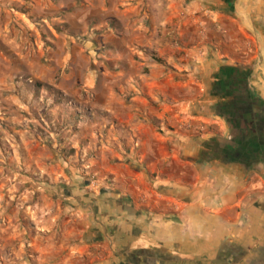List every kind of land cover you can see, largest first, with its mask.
<instances>
[{
	"label": "crops",
	"instance_id": "1",
	"mask_svg": "<svg viewBox=\"0 0 264 264\" xmlns=\"http://www.w3.org/2000/svg\"><path fill=\"white\" fill-rule=\"evenodd\" d=\"M0 59L33 83L0 113V264H264V163L210 95L232 66L264 97V0H0Z\"/></svg>",
	"mask_w": 264,
	"mask_h": 264
},
{
	"label": "flooded vegetation",
	"instance_id": "2",
	"mask_svg": "<svg viewBox=\"0 0 264 264\" xmlns=\"http://www.w3.org/2000/svg\"><path fill=\"white\" fill-rule=\"evenodd\" d=\"M224 77L229 82L212 84L210 95L217 98L213 112L224 123L229 139L239 146L232 157L240 160L239 151L245 150L255 164L264 163V97L244 71L227 70Z\"/></svg>",
	"mask_w": 264,
	"mask_h": 264
},
{
	"label": "rangeland",
	"instance_id": "3",
	"mask_svg": "<svg viewBox=\"0 0 264 264\" xmlns=\"http://www.w3.org/2000/svg\"><path fill=\"white\" fill-rule=\"evenodd\" d=\"M33 16H34L35 19L38 18L34 14H33ZM89 40H92V39H89ZM46 44L44 46H46ZM260 62H262L261 59L260 60H256V63L258 64V66L261 64ZM18 63H20L21 66L23 65V63H21V62H18ZM8 71L9 70H8L7 60H1L0 59V113H6V111L3 109L4 107H6V104L5 103H7L8 101L11 100L9 97L13 96V93L12 92H10V91L8 92L6 90V89H9L8 87H9L10 81H13V82H16V83H22L25 87L33 84L32 83V84H29L28 85L27 78L24 75L19 74L18 76L14 77V78L12 76H9L8 75ZM48 90H49V92L47 93V96L46 97L45 96L42 97L43 100H45V98L50 99V102H52V101L53 102L54 101L56 102V100H59V101L64 102L65 104H67V106H68V104H70V105L73 104L71 100H69L67 98L66 99H63L60 95L56 94V92H54L50 88H48ZM26 91H27L26 89L22 93L19 92V91H17V93L15 94V96H17L18 99H20V101H21L22 98L26 97ZM1 103H2V105H1ZM44 128H45L44 126L37 127V129H39V130L41 129V131H45ZM72 128L73 127L71 126V129ZM72 131H74V130H72ZM0 134L2 135L1 132H0ZM7 147H8V145H6V143H5V149H4L5 152L8 150ZM66 151L69 152L70 149L67 148ZM1 195H3L2 197H4V199L1 200V205L0 206H1V209L5 210L7 208V204L5 203L6 202L5 199H6V195H7V188H5V189H3L1 191ZM3 216H2V218L0 220V224H2V222H3L4 227H6V225H7V219L5 217L3 218Z\"/></svg>",
	"mask_w": 264,
	"mask_h": 264
},
{
	"label": "water",
	"instance_id": "4",
	"mask_svg": "<svg viewBox=\"0 0 264 264\" xmlns=\"http://www.w3.org/2000/svg\"><path fill=\"white\" fill-rule=\"evenodd\" d=\"M221 70H223L224 72L225 71H227V70H230V71H237V72H241V71H243V69L241 68H236V67H232V66H229V67H224V68H222ZM245 70V69H244ZM245 74H248V70H247V72H245ZM224 81V80H223ZM229 81L227 80V81H224L223 82V84H224V86L228 83ZM221 99H223V101H229V99L228 98H225V97H221Z\"/></svg>",
	"mask_w": 264,
	"mask_h": 264
},
{
	"label": "trees",
	"instance_id": "5",
	"mask_svg": "<svg viewBox=\"0 0 264 264\" xmlns=\"http://www.w3.org/2000/svg\"><path fill=\"white\" fill-rule=\"evenodd\" d=\"M244 158H247L246 161L248 162L250 160L249 158H251V157H245L244 155H242V157H241V159L239 161L241 163H243L244 161H242V160H244Z\"/></svg>",
	"mask_w": 264,
	"mask_h": 264
}]
</instances>
